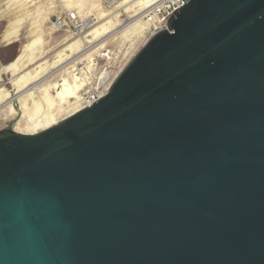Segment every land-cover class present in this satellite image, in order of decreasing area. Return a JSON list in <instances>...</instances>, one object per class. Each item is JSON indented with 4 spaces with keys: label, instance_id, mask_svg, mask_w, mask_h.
I'll return each instance as SVG.
<instances>
[{
    "label": "water",
    "instance_id": "95a60500",
    "mask_svg": "<svg viewBox=\"0 0 264 264\" xmlns=\"http://www.w3.org/2000/svg\"><path fill=\"white\" fill-rule=\"evenodd\" d=\"M0 264H264V0H188L91 107L1 130Z\"/></svg>",
    "mask_w": 264,
    "mask_h": 264
},
{
    "label": "rangeland",
    "instance_id": "374dc122",
    "mask_svg": "<svg viewBox=\"0 0 264 264\" xmlns=\"http://www.w3.org/2000/svg\"><path fill=\"white\" fill-rule=\"evenodd\" d=\"M129 1L131 2L130 5H132L133 2L136 3L137 0ZM17 2V0H0V70L12 64L21 55L23 46L26 45L31 39V42H33V40H36L37 56L35 55V57L37 59L35 58L32 64H28L27 66H25L26 68H24V73L30 72L39 64L47 63L44 67L47 68V75L51 74L47 82L50 81L52 83H56L58 81L60 82L63 79H67L69 82H72L73 75H75L79 79H85L87 86H85L84 90L82 91L83 94L81 93L84 98L86 97V95H101V93L105 91V87H97L99 77L103 73L109 72V80L114 82V80L116 79L115 76L118 74V72H121L129 64V62L135 57V55L149 38L147 32L143 37L137 38L136 36L129 35L128 33L124 36L123 34L126 33L125 31L120 34L114 35L105 42L94 45L100 40V37H96V24L92 27H88L87 30L81 35L82 39L84 38L83 41H85L83 46V51L85 53L83 54V56L76 59L77 54L75 52L72 53L71 51L67 50V46L70 44L68 43V41L71 42L81 37L73 34L72 32H56L51 25L53 18L63 10L79 11V8L81 7L80 9L82 11L79 14L82 20H85L86 18L95 19L97 18L99 12L98 9L93 8V5L96 2H98V5L101 7V12L108 15L111 12L105 10L102 0H32L29 3L26 2L25 6L27 10L24 9L25 6H20V9V7L18 6L19 3ZM15 3L16 6H18L17 10L14 9L16 8V6H14ZM65 6H69V8ZM126 7L129 8L126 9ZM134 8L135 6H122L118 16L116 15L113 18H106L99 25L107 24L106 26L108 27L111 25L110 21L113 20H117L118 22L122 23L124 20L134 16L135 13L133 11H138L140 7H136L135 9ZM2 11L5 13L3 14ZM18 11L21 12L19 13ZM22 15H24V18L22 17ZM18 16L19 19L22 18V21L24 19V23L21 20L17 19ZM45 17H49L48 20H43L45 19ZM17 20H19L23 24L19 23V25L16 26V24L18 23ZM12 21L17 23H14V25ZM33 21H36V24H34ZM94 22H97V20ZM112 23H114V21ZM31 24H34L36 26L40 24L41 26L37 29L34 25ZM18 26H20V28H18ZM14 28L16 30H14ZM35 29H37L38 32H36L37 30ZM6 31L8 32L6 33ZM19 31L21 32V35ZM8 33L12 34V36H15L16 34L19 35V41L16 42L13 41V39L11 41V44L10 42H4L3 38L6 36L5 34L9 35ZM106 50H110L112 52L111 60H107L103 57V53H105ZM77 63L79 64L77 65ZM81 63H83V65H81ZM12 79L13 75L10 72L2 74L0 89L4 88L6 92H10L9 94L11 96H15L18 90L13 85ZM107 92L108 91H106V93ZM14 107L19 113L18 116L13 119L7 120L3 119V117H0V131L8 128L15 130L17 123L19 122V120H21L22 113L17 101L14 103Z\"/></svg>",
    "mask_w": 264,
    "mask_h": 264
},
{
    "label": "bare ground",
    "instance_id": "6f19581e",
    "mask_svg": "<svg viewBox=\"0 0 264 264\" xmlns=\"http://www.w3.org/2000/svg\"><path fill=\"white\" fill-rule=\"evenodd\" d=\"M13 1H16V0H13ZM17 1H18L17 3H19L18 4L19 7L20 6L24 7L26 2L29 3L32 0H17ZM158 1L160 0H137L136 3L133 2V4L130 5L131 2L129 0H126L124 1L122 5L118 6V8L115 11L111 12L108 15L101 12V7L98 5V2H96L93 5V8L99 10L97 18L95 19L86 18L84 20L85 27H92L93 25L97 24V27L95 28V32L97 34L96 37L97 38L100 37V40L94 45H98L101 42H105L111 37H113L114 35L120 34L125 31L126 33L123 34L124 36L128 33L129 35H134L137 38L143 37L147 32V25L144 22H139L138 18L143 11L149 9L154 4H156ZM125 5L135 6V8L136 7H140V8L138 11L134 10L133 12L135 13V15L130 17L124 23H120L117 20H113L114 23H112L113 21H110L111 25L108 27L106 26L107 24L99 25L106 18H113L116 15L118 16L121 7ZM14 6H16V3ZM18 6H16V8L14 9L17 10ZM65 7L69 8V6H65ZM80 8L78 11L79 13H81L82 11ZM128 8L129 7H126V9ZM24 9L27 10L26 6ZM18 12L20 13L21 11H18ZM4 13L5 12H3V14ZM46 16H49V15H46ZM20 17H21V14H20ZM22 17L24 18V15H22ZM48 18L45 17V19L43 20H48ZM17 19H19V16L17 17ZM19 20H17L18 22V23L16 22L17 24L14 22L15 20L12 22L13 24L15 23L16 26L19 25V23H22V22L24 23V19L23 21L21 20L22 22H20ZM96 20L97 22H94ZM34 24H36V21L34 22ZM34 24H31V25H34ZM34 26L38 29L40 28L41 25L39 24L37 26L36 25ZM18 28H20V26H18ZM14 30L16 29L14 28ZM8 31H6V33ZM36 32H38V30ZM19 33L21 35L20 31ZM5 35L6 36L4 37V34H3L4 42L11 43L13 39H14L13 41H16V42L19 41L18 39L19 35L17 34L15 36H12V34H9V35L5 34ZM83 39L81 37L71 42L68 41V43L70 44L67 46V50L71 51L72 53L75 52L77 54L76 59L80 58L85 53L83 51V46L85 42L83 41ZM31 40L28 43L26 42L27 44L24 45L21 50V55L12 64L0 70V81H1L2 74L10 72L13 75L12 83L18 90L15 96H11L9 94L10 92L9 93L6 92L4 88L0 89V117H3V119L7 120V119H13L16 116H18L19 113L14 107V103L17 101V103L19 104L21 113H22L20 114L22 116H21V120H19V122L17 123L14 131L18 133H22V134H37L39 132H42L56 125L57 123L63 121L64 119L72 116L73 114L79 112L81 109H83L82 100L84 97L83 95H81V93L84 90L85 86H87L85 79L84 80L79 79L75 75L72 76V82H69L67 79H63L60 82L58 81L59 83L58 82L52 83L50 81L47 82L49 80V77L51 76V74L47 75V72H46L47 68L44 67L46 66L47 63L39 64L37 65L36 68L33 66L35 69L33 68L31 71L29 70L30 72L24 73L25 71L24 68H26L25 66H27L28 64H32V62H34V59L36 58L35 55L37 56L36 40L35 41L33 40V42H31ZM76 59H73V60H76ZM78 64L79 63H77V65ZM81 65H83V63H81ZM118 74L115 76V78L118 76ZM109 79H110L109 72L103 73L98 79L97 87L98 88L105 87V91L101 93V96H104L106 94V91L109 90V88L111 87L113 83V81Z\"/></svg>",
    "mask_w": 264,
    "mask_h": 264
},
{
    "label": "built area",
    "instance_id": "2783aa9c",
    "mask_svg": "<svg viewBox=\"0 0 264 264\" xmlns=\"http://www.w3.org/2000/svg\"><path fill=\"white\" fill-rule=\"evenodd\" d=\"M105 10L108 12L115 11L118 6L122 5L125 0H102ZM188 0H160L149 9L143 11L139 18V22H144L147 25V35L153 33L154 30L163 26L170 14H172L179 6ZM128 20V19H126ZM124 20L122 23H124ZM52 28L56 32H72L75 35H82L88 27H85V21L81 19L77 10H63L53 18L51 23ZM112 52L106 50L103 57L111 60ZM103 96L93 94L86 95L82 100L83 109L91 107L96 101L100 100ZM82 110V109H81Z\"/></svg>",
    "mask_w": 264,
    "mask_h": 264
},
{
    "label": "crops",
    "instance_id": "0c3cea01",
    "mask_svg": "<svg viewBox=\"0 0 264 264\" xmlns=\"http://www.w3.org/2000/svg\"><path fill=\"white\" fill-rule=\"evenodd\" d=\"M11 43H12V42H11ZM11 43H10V44H11Z\"/></svg>",
    "mask_w": 264,
    "mask_h": 264
}]
</instances>
